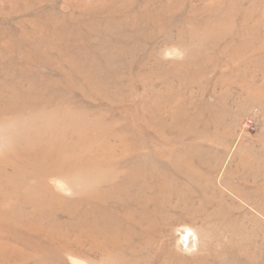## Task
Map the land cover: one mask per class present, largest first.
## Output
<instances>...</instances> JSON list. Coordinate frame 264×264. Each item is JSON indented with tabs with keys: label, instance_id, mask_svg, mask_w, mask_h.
<instances>
[{
	"label": "rangeland",
	"instance_id": "374dc122",
	"mask_svg": "<svg viewBox=\"0 0 264 264\" xmlns=\"http://www.w3.org/2000/svg\"><path fill=\"white\" fill-rule=\"evenodd\" d=\"M75 263L264 264V0H0V264Z\"/></svg>",
	"mask_w": 264,
	"mask_h": 264
},
{
	"label": "bare ground",
	"instance_id": "6f19581e",
	"mask_svg": "<svg viewBox=\"0 0 264 264\" xmlns=\"http://www.w3.org/2000/svg\"><path fill=\"white\" fill-rule=\"evenodd\" d=\"M72 145V144H71ZM44 156H45V153H44ZM46 159V158H45ZM63 159H64V157H63ZM68 159V158H67ZM39 160V159H38ZM65 161V160H64ZM81 162V161H80ZM82 165V164H81ZM80 166V165H79ZM76 167V166H75ZM60 168V167H59ZM68 170V169H67ZM66 170V171H67ZM51 172V171H50ZM63 174V173H62ZM142 176V175H141ZM131 178V177H130ZM129 178V179H130ZM133 181H135V180H133ZM55 182H57V181H55ZM62 182V181H61ZM60 181L58 182V190H59V193H61V194H64V192L66 193V191H67V189L65 188V186L61 183ZM108 185V184H107ZM145 182H144V184H142V185H138L137 184V186L135 185V183H133V182H131V184H129L127 187H125V188H123V189H115L113 186L111 187V191H110V194L109 195H107V196H105V198H107V199H110V198H112L113 200H116L115 198H116V196L117 195H121L122 193H124V192H130L131 193V196L130 197H128L127 199L129 200V201H131V202H137V203H139L138 204V206L136 207V209L135 210H131L130 209V211H129V217H130V215H133L136 211H138V209L140 208V212L142 211V212H144V208H149L150 206H151V202H152V194H153V192L151 191V193H149L150 194V196L148 197V199H147V196L145 197V199H143L144 197H142V193L145 191V189H147L148 188V185L145 187ZM55 186H57L56 185V183H55ZM123 186H125V184H123ZM128 188H130V189H128ZM112 189H114V191L112 190ZM102 193V192H101ZM92 194V193H91ZM65 195V194H64ZM88 195H90V194H88ZM31 196V195H30ZM145 196V195H144ZM30 198V197H29ZM92 201H91V203H94V202H101V196L100 195H98L97 193H93L92 195H90V197H89ZM105 198H104V201H105ZM23 199H24V197H23ZM89 199V200H90ZM30 200H32V199H30ZM113 200H111L112 201V203L115 205V203H114V201ZM25 201V200H24ZM26 202V201H25ZM32 203V202H31ZM30 203V204H31ZM106 203V202H105ZM61 205V204H60ZM107 205V204H106ZM33 206V205H32ZM43 207V206H42ZM89 208V207H88ZM84 210H87V209H84ZM19 211V210H18ZM48 211V210H47ZM2 212V211H1ZM25 212V211H24ZM51 212V211H50ZM49 212V213H50ZM133 212V213H132ZM146 212V211H145ZM17 213V212H16ZM28 213V212H27ZM7 215V214H6ZM17 215H19V212H18V214ZM17 215H15L16 217H17ZM35 215V214H34ZM46 215H47V212H46ZM14 216V215H13ZM24 216H25V214H24ZM33 216V215H32ZM2 217V216H1ZM22 217V216H21ZM94 217H95V215H94ZM93 216H92V214H91V212H88V211H83V213H81V212H79V215H78V217H77V219L79 220V221H84V222H86V224L83 226V230L82 231H84V233L85 234H87V235H90V236H93V237H98V238H105V240H107V236H106V233H108L107 232V230L105 229V228H103L102 226H103V224L102 223H98V222H96V219H95V221H87L86 219H88L89 218V220H91L92 218H94ZM100 217V216H99ZM98 217V218H99ZM135 216H133L132 218H134ZM130 219V218H129ZM16 220H18V219H16ZM105 220V219H104ZM107 220V219H106ZM105 220V221H106ZM145 220V214L142 216V217H140V222H139V224H141V223H143V221ZM110 221V220H109ZM62 223V222H61ZM79 223V222H78ZM57 224V223H56ZM67 224V223H66ZM59 225H61V224H59ZM77 225V224H76ZM110 225H111V223H110ZM113 225V224H112ZM31 226V225H30ZM34 227V226H33ZM108 227V226H107ZM38 228V227H37ZM82 228V227H81ZM103 228V229H102ZM32 229V228H31ZM34 229H35V227H34ZM50 230V229H49ZM55 231V230H54ZM45 232V231H44ZM48 232V231H47ZM114 233V232H113ZM117 233V232H116ZM111 234V233H110ZM49 234L47 233V236H48ZM56 235V234H55ZM108 235V234H107ZM57 236V235H56ZM55 237V236H54ZM109 238H111L112 239V241H113V239L115 240V236H110V237H108V239ZM95 239V238H94ZM46 244V243H45ZM114 244H115V242H114ZM76 264V263H75Z\"/></svg>",
	"mask_w": 264,
	"mask_h": 264
},
{
	"label": "built area",
	"instance_id": "2783aa9c",
	"mask_svg": "<svg viewBox=\"0 0 264 264\" xmlns=\"http://www.w3.org/2000/svg\"><path fill=\"white\" fill-rule=\"evenodd\" d=\"M250 124H251V122H250V120H248L245 125H246V127H250Z\"/></svg>",
	"mask_w": 264,
	"mask_h": 264
}]
</instances>
